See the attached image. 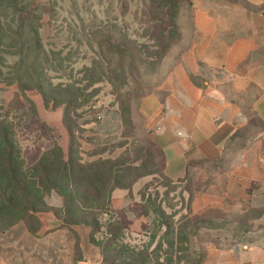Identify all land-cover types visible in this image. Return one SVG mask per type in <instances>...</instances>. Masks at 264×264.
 <instances>
[{
    "label": "crops",
    "instance_id": "crops-1",
    "mask_svg": "<svg viewBox=\"0 0 264 264\" xmlns=\"http://www.w3.org/2000/svg\"><path fill=\"white\" fill-rule=\"evenodd\" d=\"M190 10L183 42L163 60L162 84L140 101V141L156 146L161 176L173 183L208 180V165H213L214 192L196 193V210L234 202L257 212L253 220L264 228V0H190ZM8 93L0 88V105L8 102ZM32 99L68 157L71 137L63 107L46 108L40 94ZM98 113L99 122L70 119L102 139L124 138L116 108L104 106ZM89 134L80 138L85 151L96 147ZM123 150L83 155L89 161L116 159ZM141 182L114 189L110 199L113 218L123 222L125 243L134 251L147 250L137 243L147 233L148 214L138 210L146 201ZM92 230L88 222L68 221L63 200L54 192L44 210L0 231V264H108ZM202 264H264V245L213 250Z\"/></svg>",
    "mask_w": 264,
    "mask_h": 264
},
{
    "label": "rangeland",
    "instance_id": "rangeland-1",
    "mask_svg": "<svg viewBox=\"0 0 264 264\" xmlns=\"http://www.w3.org/2000/svg\"><path fill=\"white\" fill-rule=\"evenodd\" d=\"M44 1L51 2L48 6L50 14L47 16L50 19V25H46L42 30L48 42L46 47L51 50L53 47L61 49L60 47L63 46V53L54 57L55 62L50 59L48 64L55 66L59 63L64 75L72 74L75 79L81 80L82 75H77L79 70L90 72L95 69L98 73L99 70L103 71L101 62L97 60L98 48L90 41V36L94 32L98 41H102L106 35L112 36V50L107 58L113 57L111 80L116 86L112 87L105 82L101 84L100 87L105 93L103 96H106L103 99L106 105L111 100L122 103L126 121L125 133L129 138L135 133L140 139L141 130L138 131L136 125L142 119L138 113L136 101L137 99L140 101L142 94H145L144 96L155 94L164 79L163 61L159 66L146 58L155 57L156 53L162 52L161 48L159 50L155 48L156 42L151 41V38L156 37L159 45H163V53L168 54L175 46H180L185 37L184 26L188 25L192 17L190 3L178 0L171 14H167V10L163 9L151 12V15L156 14L164 21H176L177 28L169 33V29L166 32L167 29L162 28L165 25L164 22L154 24L148 10L142 13L138 9L140 0H136V4L131 3L130 6L127 4L130 0ZM120 14L125 16L123 18L125 24L120 19L114 24L116 28L109 27L104 30L100 27L107 15L119 17ZM0 15L3 16L1 23L4 30V33L0 34L2 45L0 46V88L9 91L8 102L4 106L6 110L0 115H8L11 119L15 128L16 142L22 149V157L27 164H31L38 159L46 147L52 144L50 137H53V133L42 124L41 119L34 116L30 108L29 101L34 102L32 96L40 93L37 90L21 93L13 73L17 70L15 64L20 62L21 55L23 57L26 55V51H20L19 42L23 45V40L27 39L33 27L34 30L36 29L37 24L26 25L23 28L17 27V21L12 20V11L4 7L0 10ZM124 28L128 35L120 34ZM76 40L80 41V44ZM122 44L129 54L127 70L130 74L127 76V81L119 75L120 60L114 58L116 46ZM28 54L25 65L27 67L34 59V50ZM51 56H54L53 53ZM45 91L51 95L48 89ZM127 141L131 144L132 140H124L120 143ZM142 142L148 146L147 148H152L149 143L146 145L145 140ZM96 143V145L100 144V142ZM131 146L135 154L126 156L125 159L131 157L138 159L135 163L137 170L133 171V177L138 176V180H142L140 194L146 200L145 202L143 200L138 210L148 214L147 224H145L147 233L137 242L142 241L147 249L141 255V259H144L148 254L147 264H202L209 252L213 250L249 246L255 243L264 245V228H257L253 220L257 212L238 205L239 209H237L234 202H223L221 205L214 206L204 205L198 210L193 207L192 198L196 193L214 192L211 187L213 165H208V180L173 183L161 176L160 159L155 150L152 152L155 156H150L149 153L146 154V148L142 149L134 144ZM76 151L77 149L74 154H77ZM218 191L217 193H220L221 190L218 189ZM47 201L48 197L46 203L39 205L36 211L39 212L47 207ZM0 230L3 231V229ZM117 244L122 246L120 243ZM116 250L119 249L116 248ZM115 257L116 255L110 256L109 262Z\"/></svg>",
    "mask_w": 264,
    "mask_h": 264
},
{
    "label": "trees",
    "instance_id": "trees-1",
    "mask_svg": "<svg viewBox=\"0 0 264 264\" xmlns=\"http://www.w3.org/2000/svg\"><path fill=\"white\" fill-rule=\"evenodd\" d=\"M135 1H127V4L129 6L131 3L136 4ZM185 1L190 3V0ZM177 2L178 0H140L138 3L140 8L138 9L142 13L148 10L150 18H153V23L164 22L165 25L162 28L167 29L166 32L169 29V33H171L172 30L177 28L176 21H164L159 19L156 14L151 15V12L163 9L167 10V14H171ZM50 3L44 0H0V10L3 7L11 10L12 20L17 21V27L23 28L26 25L37 24L36 29L34 30L33 27L27 39L23 40V45L19 42L20 51H26V55L23 57L21 52L19 53L21 60L15 64L17 70L13 73V78L18 81L21 93L25 94L28 90H37L42 95L46 108L57 109L63 107L64 119L71 137L69 155L66 157L65 151L58 141V133L42 122L53 133V137H50L52 144L41 152L34 163L27 164L22 157V149L19 143L16 142L15 128L11 119L8 115H0V229L6 230L17 223L28 221L32 214L37 212L38 206L46 203V198L56 192L63 200L68 221L82 220L92 225V240L103 247L108 264H147L148 254L144 259H141V255L146 250H130L125 243V226L119 217L113 218L110 199L114 189L130 187L139 178L138 176L133 177V171L137 170L135 163L138 159H135V157L125 159L126 156L135 154L131 145H138L142 149L146 148V154L149 153L150 156H155L152 153L154 150L159 156L158 150L150 141H146L147 144L146 142L145 144L148 145L149 143L152 148H147L148 146H145L135 133L130 136L131 138L128 137L125 133L126 121L121 102L119 104L111 100L108 101V105L104 102L103 97L106 96H103L105 93L100 87L101 84L107 83L112 87L116 86L111 80L113 57L107 58L109 57L108 53L112 50V36L106 35L102 41H98L95 33H91L90 41L97 46V60L103 66V71L100 72L99 70V73L95 69L90 72L79 70L77 75H82V79L78 80L72 74L64 75L61 71L62 66L59 63H56L55 66L48 64L50 59L55 62L54 57L63 53V46L60 47L61 49L55 47L51 50L47 49L48 42H46L42 32L46 25H50V19L47 18L50 14L48 7ZM124 17L121 14L119 17L107 15L100 27L104 30L109 27L116 28L114 24L120 19L125 24ZM2 19L3 16L0 15V34L4 33ZM120 34H127L126 28L121 30ZM76 41L80 44V41ZM151 41L156 42L155 48L157 50L161 48L162 52L156 53L155 57L146 58L151 59V62H156L160 66L167 52L163 53V45H159L156 37H152ZM0 46H2L1 42ZM50 46L52 47L51 44ZM116 48L114 58L120 60L121 73L119 75L126 80L130 74L127 70L129 54H127V48L123 44L116 46ZM32 50H34V59L31 65L27 67L25 65L28 53ZM52 53L54 56H51ZM56 81L58 82L56 83ZM45 89H48L51 95H48ZM109 94L113 96L112 93L109 92ZM144 95L142 94L140 98L142 99ZM140 101L139 99L136 101L138 103L136 106L138 113ZM29 102L34 116L40 120L34 102ZM104 106L116 108L120 112L125 127L124 138L120 140L102 139L94 129L87 130L83 125L84 123L75 124L70 119L71 117L78 118L88 113L99 112ZM5 110L6 108L0 105V113ZM90 120L100 121L96 117ZM88 132L93 134H89L88 138L90 140L95 143L100 142L91 151L83 150L80 142V138L85 139V134ZM130 139L133 141H131V144H129V141L120 143ZM116 147H124L122 154L116 159L102 158L89 161L83 155H96L113 150ZM75 149H77V154H74ZM105 216H110V218L104 221ZM117 243L122 244V246ZM116 248L119 250H116ZM112 255H116V257L109 262L108 258Z\"/></svg>",
    "mask_w": 264,
    "mask_h": 264
},
{
    "label": "built area",
    "instance_id": "built-area-1",
    "mask_svg": "<svg viewBox=\"0 0 264 264\" xmlns=\"http://www.w3.org/2000/svg\"><path fill=\"white\" fill-rule=\"evenodd\" d=\"M87 118H94L96 117L97 119L101 120L102 119V114L101 113H88L85 115Z\"/></svg>",
    "mask_w": 264,
    "mask_h": 264
}]
</instances>
